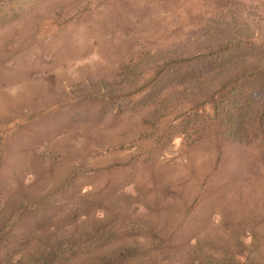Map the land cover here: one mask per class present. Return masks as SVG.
Segmentation results:
<instances>
[{
  "label": "rangeland",
  "instance_id": "1",
  "mask_svg": "<svg viewBox=\"0 0 264 264\" xmlns=\"http://www.w3.org/2000/svg\"><path fill=\"white\" fill-rule=\"evenodd\" d=\"M236 41L259 68L241 84L237 107L248 110L264 103L251 84L264 82V0H0V234L13 237L0 253L43 235L82 263L134 240L160 251L146 264H201L197 243L204 264H241L214 260L231 236L246 258L250 232L264 231V151L250 146L261 119L247 116L249 145L207 132L202 118L228 78L204 53ZM193 109L200 137L183 131ZM163 123L172 132L150 143ZM184 134L198 139L189 153ZM103 228L117 232L108 243Z\"/></svg>",
  "mask_w": 264,
  "mask_h": 264
},
{
  "label": "trees",
  "instance_id": "2",
  "mask_svg": "<svg viewBox=\"0 0 264 264\" xmlns=\"http://www.w3.org/2000/svg\"><path fill=\"white\" fill-rule=\"evenodd\" d=\"M246 43H242L241 41L236 42H226L224 44H221L217 46L215 49L211 50L209 53H204L205 57L203 60L211 61L209 59V56L211 58H215L214 62L215 64H219V67L222 68L219 72H216L217 76L220 74L227 73V80L223 85H220L215 91L216 98H211L210 101H207L206 104L209 105L208 110L205 108H202L203 119H208L209 126L211 128L207 131L213 135H217V131H221V135H228L232 138L233 142H238V144L242 143H251L252 141H248L247 139H244V132L248 129V121L249 119L247 116L250 113H253V116L257 118L256 116H259L261 119L259 122V125L261 127V131L264 134V120H262L263 114H264V103L260 106L255 105L248 106V110L246 108L237 107L239 103L241 102V99H243V95H241V84L244 82H249L251 78H253V75L257 73L258 70H255L254 66L251 67L249 63L247 62L248 59L244 56L246 54L243 50ZM210 54H213L211 56ZM242 55V56H240ZM256 58V57H254ZM192 59V57H191ZM190 59V60H191ZM190 60H186L185 62H189ZM181 67V66H180ZM246 72H241V71ZM264 71V70H263ZM170 70L168 71V73ZM250 77V80H247V78ZM252 85L256 86L255 90H258L260 88H264V82H258L253 81L251 82ZM203 85H200V89L198 90L197 94L198 96H202L204 93L202 92ZM251 87V86H250ZM228 88V89H226ZM252 89V87H251ZM264 91V90H263ZM171 94L166 95L163 98V105H160V110L155 112L154 115L158 116V118H161L162 116L167 115L169 108L166 105V102H169L170 98L168 97ZM214 97V96H213ZM221 97H223L221 99ZM259 97V94H251V96H248L245 101L247 102L246 105H248L251 102H254ZM193 101V100H192ZM192 101L188 102V105L192 103ZM229 104V106H228ZM183 105H186L184 103H181V107ZM231 108L235 110L234 112L231 111ZM175 109H180L178 106H176ZM253 110V111H252ZM174 113L175 111L172 110ZM208 111V113H207ZM256 114V116L254 115ZM188 117H191L193 121H191L189 118L187 119V122L185 124V130L190 135L200 137L205 134L204 127L201 125H196L195 123L200 119L199 111L196 109L191 110V113H188ZM162 129L159 130L157 128L158 126H152L153 132L148 137V141L150 143L156 144L159 143L160 139L168 137V135L172 132V130L168 131L169 124H160ZM174 129V128H172ZM212 129V130H211ZM158 130V133H157ZM157 133V134H156ZM185 133V132H183ZM184 138L182 139L181 147L183 150H186L185 152L189 153L191 147L197 142L198 139H194L191 142L189 141V135L184 134ZM260 139L256 142L255 140L251 143V148L256 150H260L261 152L264 151V136L261 135L259 137ZM201 139V138H200ZM137 148L139 151H141L142 145L140 147L137 145ZM257 151V150H256ZM25 206H22L21 209H26L31 207L33 210L37 209V203L31 202V203H23ZM37 213V211H36ZM187 216V214H186ZM221 219V216H220ZM12 220V218L10 219ZM223 221V219H222ZM221 222V220H220ZM133 224L135 225L136 222L133 221ZM129 228L135 229V226L128 225ZM127 228V227H126ZM55 229V228H54ZM42 230V229H41ZM104 232L108 233V243L111 238L115 235L117 232H112L107 230L106 228L102 229ZM124 232L128 234H133L129 232V229H125ZM45 236H39L36 235L34 237H31L27 240H23L22 237L17 238L18 242L10 241L6 246H4V252L0 253V264H146L145 260L152 259V257H158L160 256V251H156L154 246L152 247V250L144 248L142 249L139 243L130 240L128 244L123 243L120 245V249L118 251L113 250V252L106 257L103 260H99L97 263H82L77 261V253L76 250L73 249V247L66 248L64 246H61L59 250H53L54 246L56 245L57 238L55 236H51L49 238H44ZM9 238H13L8 232L4 234H0V239H5L6 241H9ZM250 238L251 243L250 246H248V249H250V252L247 254L246 258H243L240 260V255L242 252L243 244L241 241H238L236 237L231 236V240H229V246L230 249L227 251V253H219L220 260L216 259L214 260V263L218 261H243L241 264H261L264 263V257L261 255V249L264 246V243H259V240H262L264 242V231H257L255 233L250 232ZM149 245L151 246V243L149 242ZM199 243H197L194 247L195 255L193 256V259L198 257L196 260L197 262L204 264L212 261V258L207 256L208 255V249H199L198 250ZM31 249L32 253L28 254V250ZM133 251L134 253H131ZM211 251V250H210ZM205 252V253H203ZM212 253L214 250L211 251ZM162 253H165V249L162 250ZM264 255V253H263ZM239 262V263H240ZM173 263V262H171ZM262 263V264H263Z\"/></svg>",
  "mask_w": 264,
  "mask_h": 264
}]
</instances>
